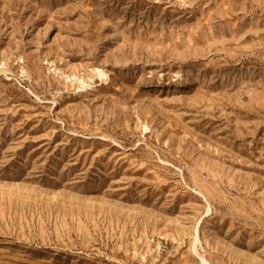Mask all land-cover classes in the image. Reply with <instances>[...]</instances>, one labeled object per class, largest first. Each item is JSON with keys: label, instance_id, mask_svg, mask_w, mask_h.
<instances>
[{"label": "rangeland", "instance_id": "374dc122", "mask_svg": "<svg viewBox=\"0 0 264 264\" xmlns=\"http://www.w3.org/2000/svg\"><path fill=\"white\" fill-rule=\"evenodd\" d=\"M0 264H264V0H0Z\"/></svg>", "mask_w": 264, "mask_h": 264}, {"label": "bare ground", "instance_id": "6f19581e", "mask_svg": "<svg viewBox=\"0 0 264 264\" xmlns=\"http://www.w3.org/2000/svg\"><path fill=\"white\" fill-rule=\"evenodd\" d=\"M204 261V260H203Z\"/></svg>", "mask_w": 264, "mask_h": 264}]
</instances>
